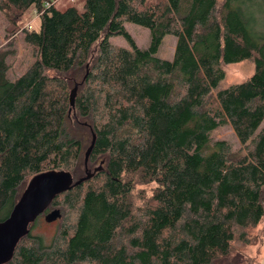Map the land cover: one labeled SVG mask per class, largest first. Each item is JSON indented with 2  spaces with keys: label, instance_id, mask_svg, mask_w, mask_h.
Instances as JSON below:
<instances>
[{
  "label": "trees",
  "instance_id": "trees-1",
  "mask_svg": "<svg viewBox=\"0 0 264 264\" xmlns=\"http://www.w3.org/2000/svg\"><path fill=\"white\" fill-rule=\"evenodd\" d=\"M30 8L39 25L22 29ZM0 11L34 55L11 80L15 49L0 50V221L27 177L90 171L38 216L59 220L51 240L31 233L37 217L4 264H216L250 241L264 219V0H83L82 11L0 0ZM126 22L149 30L147 48ZM167 34L171 60L156 56ZM247 59L250 77L221 87L224 66ZM226 124L238 149L212 137Z\"/></svg>",
  "mask_w": 264,
  "mask_h": 264
},
{
  "label": "rangeland",
  "instance_id": "rangeland-1",
  "mask_svg": "<svg viewBox=\"0 0 264 264\" xmlns=\"http://www.w3.org/2000/svg\"><path fill=\"white\" fill-rule=\"evenodd\" d=\"M53 1L55 2L56 7L60 10L72 4L76 6L79 11L83 10V0ZM38 17L39 16L34 13L33 8L28 9L23 15L21 28H37L39 25ZM9 27L10 25L7 23L5 16L0 11V50L7 49L10 47L15 49L14 55H12V57L9 59L10 69L7 73L8 78L13 80L26 70L28 64L34 60V55L31 51V48L28 47L23 41V33L21 28L20 30L16 31L14 33V37L12 36V39H10L11 35L8 32V29H10ZM125 28L139 48H147L149 44V30L147 28L131 22H126ZM109 40L112 44L124 48L131 47L128 40L123 35L110 36ZM174 45V36L170 34L165 35L158 48L156 56L162 59L171 60L173 58ZM224 69L225 77L220 83L221 87L246 80L253 73L254 66L252 60L247 59L237 63L225 65ZM263 126L264 119L261 122L258 130H260ZM83 137L84 148H86L90 140L89 133L85 132V135ZM212 137L215 139L226 140L233 149H238L240 147V143L229 124L223 125L218 129L214 130L212 132ZM97 164L98 161L95 165ZM89 167L92 168L93 166L91 165ZM80 172L81 170H79L78 174ZM29 179L30 177H27L24 180V187L26 186ZM153 187L154 183L137 185L136 194L139 191H143L145 194H150ZM136 198H138L137 195ZM135 202L136 204L140 203L138 199H136ZM36 220V223L31 228V233L34 235H40L41 237H43L45 242L48 243L54 235L59 220H45L43 216L38 217ZM247 233L250 241L247 243L240 240L233 242L232 251L228 255L220 258L216 262V264H264V219L256 227L249 229Z\"/></svg>",
  "mask_w": 264,
  "mask_h": 264
},
{
  "label": "water",
  "instance_id": "water-1",
  "mask_svg": "<svg viewBox=\"0 0 264 264\" xmlns=\"http://www.w3.org/2000/svg\"><path fill=\"white\" fill-rule=\"evenodd\" d=\"M77 86L75 83L69 95L72 107ZM94 139L95 136L92 134L90 145L85 151V162ZM89 176L90 171L86 169L85 175L77 180L65 170H48L30 177L9 216L0 221V264H4L12 257L17 242L27 233L29 224L46 209L56 195L70 188L71 184L81 183Z\"/></svg>",
  "mask_w": 264,
  "mask_h": 264
},
{
  "label": "built area",
  "instance_id": "built-area-1",
  "mask_svg": "<svg viewBox=\"0 0 264 264\" xmlns=\"http://www.w3.org/2000/svg\"><path fill=\"white\" fill-rule=\"evenodd\" d=\"M34 13L37 14L39 16V11H37L36 9H34ZM28 28H31V27H28Z\"/></svg>",
  "mask_w": 264,
  "mask_h": 264
}]
</instances>
